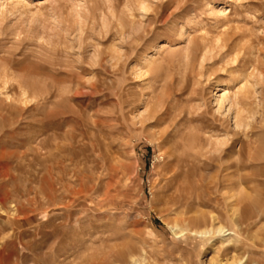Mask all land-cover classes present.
Masks as SVG:
<instances>
[{"label":"rangeland","instance_id":"rangeland-1","mask_svg":"<svg viewBox=\"0 0 264 264\" xmlns=\"http://www.w3.org/2000/svg\"><path fill=\"white\" fill-rule=\"evenodd\" d=\"M241 258L264 264V0H0V264Z\"/></svg>","mask_w":264,"mask_h":264},{"label":"bare ground","instance_id":"bare-ground-1","mask_svg":"<svg viewBox=\"0 0 264 264\" xmlns=\"http://www.w3.org/2000/svg\"><path fill=\"white\" fill-rule=\"evenodd\" d=\"M147 55L145 56V59L147 60ZM31 71V70H30ZM29 74V73H28ZM31 77V76H30ZM28 86V85H27ZM26 86V87H27ZM38 87V86H37ZM227 96V95H226ZM225 97V96H224ZM228 98H230V97H225V100H228ZM30 99V98H29ZM224 99H222V101H223ZM224 100V101H225ZM223 101V102H224ZM37 102V101H36ZM223 102H222V104H223ZM232 103V102H231ZM237 105V104H236ZM236 109V108H235ZM237 113H238V110L236 111ZM235 112V113H236ZM239 115V114H238ZM236 119V118H235ZM238 121V120H237ZM241 122L243 121V120H240ZM236 123V125L237 126H239V128L240 127H244V128H248V124H241L240 122L238 123V122H235ZM243 123V122H242ZM241 152H243V148H242V151ZM188 173V172H187ZM230 198H232V197H230ZM196 217V216H195ZM198 217V216H197ZM196 217V220H194V222L195 223H199V224H203L204 226H207V225H211L210 227H212V229H210V230H208L210 227L209 226H207L208 227V229L205 231V232H198V233H193L192 235H194V234H197L198 236H201V237H203V236H207V235H211V234H213V235H216V234H219V235H222L223 236V238L224 237H226V236H229L230 234H228V232H227V230L225 231V229L224 228H222V227H218V228H216L215 227V225L217 224L218 225V219L216 218V217H211L210 219L209 218H207L205 215H203L202 213H201V216H199L198 218ZM192 219H194L193 217H192ZM185 221V220H184ZM188 221V220H187ZM202 225V226H203ZM220 225V224H219ZM221 226V225H220ZM190 227V226H189ZM188 227V228H189ZM176 228V227H175ZM174 227H173V230H174V232L176 233V235L178 236H182V233H180V231H179V229H178V227L175 229ZM187 228V230L189 231V229ZM203 229H204V227H202ZM201 228V229H202ZM177 229H178V231H177ZM185 229V228H184ZM196 229V228H195ZM202 229V230H203ZM206 229V228H205ZM215 229V230H214ZM197 230V229H196ZM195 230V231H196ZM199 230V229H198ZM197 230V231H198ZM229 231V230H228ZM182 232V231H181ZM185 232V231H184ZM191 232V231H190ZM180 236V237H181ZM196 236V235H195ZM126 255H128L127 253H122V254H120V258L121 259H124L125 257H126ZM132 258V257H131ZM127 259H130V258H127ZM211 264H244V259L243 258H241L240 260H238V259H236V260H233V261H229V260H227V261H220V260H217V261H213Z\"/></svg>","mask_w":264,"mask_h":264}]
</instances>
